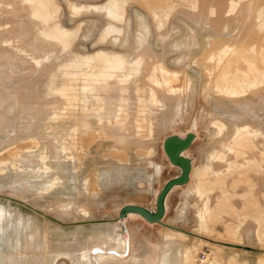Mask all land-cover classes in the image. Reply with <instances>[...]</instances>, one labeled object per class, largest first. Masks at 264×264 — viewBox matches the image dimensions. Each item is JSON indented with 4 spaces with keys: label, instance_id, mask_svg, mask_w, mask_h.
Returning a JSON list of instances; mask_svg holds the SVG:
<instances>
[{
    "label": "rangeland",
    "instance_id": "374dc122",
    "mask_svg": "<svg viewBox=\"0 0 264 264\" xmlns=\"http://www.w3.org/2000/svg\"><path fill=\"white\" fill-rule=\"evenodd\" d=\"M263 254L264 0H0V264Z\"/></svg>",
    "mask_w": 264,
    "mask_h": 264
},
{
    "label": "water",
    "instance_id": "95a60500",
    "mask_svg": "<svg viewBox=\"0 0 264 264\" xmlns=\"http://www.w3.org/2000/svg\"><path fill=\"white\" fill-rule=\"evenodd\" d=\"M194 141L193 134H187L184 139L172 136L164 141L163 150L169 163L180 169V175L168 180L158 194L155 202V211H150L138 206H125L119 213V219H125L128 215H139L149 224H161L165 214V202L169 193L175 187H181L189 182L191 172L190 160L182 154L187 151Z\"/></svg>",
    "mask_w": 264,
    "mask_h": 264
},
{
    "label": "crops",
    "instance_id": "0c3cea01",
    "mask_svg": "<svg viewBox=\"0 0 264 264\" xmlns=\"http://www.w3.org/2000/svg\"><path fill=\"white\" fill-rule=\"evenodd\" d=\"M180 175V174H179ZM178 175V176H179ZM250 251H252L251 249L249 250V251H246V250H243V253H250ZM252 254H254V255H256V252H251ZM261 255V254H260ZM263 256H264V254H263ZM248 258V257H247ZM249 260V262L251 263H253V264H256V259H257V257L255 256V257H252V258H248ZM251 260H253V261H251Z\"/></svg>",
    "mask_w": 264,
    "mask_h": 264
},
{
    "label": "bare ground",
    "instance_id": "6f19581e",
    "mask_svg": "<svg viewBox=\"0 0 264 264\" xmlns=\"http://www.w3.org/2000/svg\"><path fill=\"white\" fill-rule=\"evenodd\" d=\"M182 156L184 157V158H186V156H185V154L183 153L182 154ZM178 168V167H177ZM179 169V168H178ZM181 172V171H180ZM176 188V187H175ZM134 215V214H133ZM137 216H139V215H137Z\"/></svg>",
    "mask_w": 264,
    "mask_h": 264
}]
</instances>
